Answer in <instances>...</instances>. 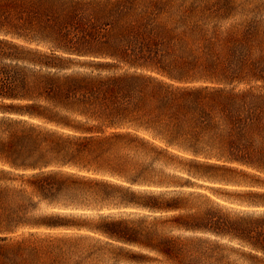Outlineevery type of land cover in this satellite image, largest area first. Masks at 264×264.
<instances>
[{"label": "trees", "instance_id": "1", "mask_svg": "<svg viewBox=\"0 0 264 264\" xmlns=\"http://www.w3.org/2000/svg\"><path fill=\"white\" fill-rule=\"evenodd\" d=\"M0 264H264V0H0Z\"/></svg>", "mask_w": 264, "mask_h": 264}]
</instances>
